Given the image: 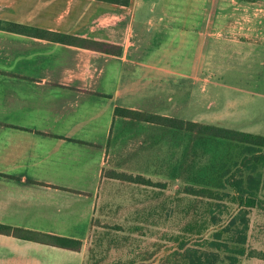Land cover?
Instances as JSON below:
<instances>
[{"label":"crops","instance_id":"crops-1","mask_svg":"<svg viewBox=\"0 0 264 264\" xmlns=\"http://www.w3.org/2000/svg\"><path fill=\"white\" fill-rule=\"evenodd\" d=\"M142 1L0 0V20L23 24L0 27L1 224L70 237L65 227L79 225L83 217L90 225L114 109L136 107L128 101L144 89L141 73L154 86L155 71L160 72L153 58L148 63L129 58L130 48L141 45L130 36L137 17H145L133 11ZM225 2L241 14L219 25L217 19L228 15ZM150 11L148 18L161 17ZM208 17L205 29L216 22L218 46L238 52L264 39L261 0H211ZM181 30L185 40L212 34ZM132 64L140 76L129 75ZM88 235L89 230L78 239L84 243ZM21 259L83 264L84 246L74 251L0 233V264Z\"/></svg>","mask_w":264,"mask_h":264},{"label":"rangeland","instance_id":"rangeland-1","mask_svg":"<svg viewBox=\"0 0 264 264\" xmlns=\"http://www.w3.org/2000/svg\"><path fill=\"white\" fill-rule=\"evenodd\" d=\"M154 2L144 0L133 7L136 14L145 17H137L133 23L130 40L141 45L130 48L129 58L145 63L153 58L160 72L155 71L152 86L146 82L145 71L137 73L134 64L127 66L129 75L144 73L146 79L144 89L130 96L129 104L136 106L131 108L264 135V39L257 48L247 45L238 52L218 46L216 22L205 29L211 0ZM231 8L225 2L228 15L217 19L219 25L238 19L241 9ZM150 10L155 15L160 12L161 17L148 18ZM211 20L215 21V16ZM184 28L212 34L207 38L196 33L185 40L179 34ZM113 74H120L119 69L114 67ZM193 75L198 77L195 82L190 78ZM159 134V128L146 123L125 124L116 119L105 170L140 173L165 186L102 177L95 194L93 225L90 227L83 217L79 225L64 229L84 238L90 227L82 245L83 264H162L172 250V233L183 222V213L178 211L187 206L188 200L176 198L181 179L172 166L180 158V140L170 136L159 139ZM248 244L264 250V212L256 209L250 213ZM20 264H26L25 260L21 259ZM240 264L264 261L244 258Z\"/></svg>","mask_w":264,"mask_h":264},{"label":"trees","instance_id":"trees-1","mask_svg":"<svg viewBox=\"0 0 264 264\" xmlns=\"http://www.w3.org/2000/svg\"><path fill=\"white\" fill-rule=\"evenodd\" d=\"M2 26L23 24L0 20ZM115 118L125 124L157 127L159 139L180 140V158L172 168L181 179L176 198L185 197L188 204L178 211L183 213V222L173 231L172 250L162 264H240L244 258L264 261V250L248 244L250 213L254 209L264 212V135L122 106L115 107ZM102 177L165 186L140 173L104 168ZM0 233L74 251L83 245L78 238L1 223Z\"/></svg>","mask_w":264,"mask_h":264}]
</instances>
